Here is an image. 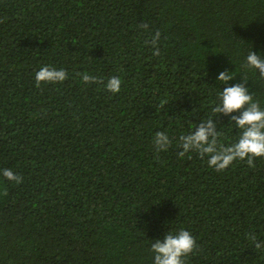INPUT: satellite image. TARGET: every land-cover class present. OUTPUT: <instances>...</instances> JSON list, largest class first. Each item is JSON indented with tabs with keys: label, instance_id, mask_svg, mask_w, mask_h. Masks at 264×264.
<instances>
[{
	"label": "trees",
	"instance_id": "1",
	"mask_svg": "<svg viewBox=\"0 0 264 264\" xmlns=\"http://www.w3.org/2000/svg\"><path fill=\"white\" fill-rule=\"evenodd\" d=\"M251 50L264 56V0H0V264H153L152 242L181 228L199 245L186 264H264L248 238L264 241V157L217 172L177 155L208 117L238 139L212 108L242 77L264 108ZM44 65L68 79L37 87Z\"/></svg>",
	"mask_w": 264,
	"mask_h": 264
},
{
	"label": "clouds",
	"instance_id": "2",
	"mask_svg": "<svg viewBox=\"0 0 264 264\" xmlns=\"http://www.w3.org/2000/svg\"><path fill=\"white\" fill-rule=\"evenodd\" d=\"M141 28L147 30L148 25L142 23ZM160 33L157 31L151 40L145 41L152 46L153 55L159 56ZM244 69H255L260 77L264 78V56L254 51H249L244 64ZM80 75L83 82L101 84L113 93H119L122 81L118 76L110 77L106 82L97 76L87 73ZM68 79V73L63 68L57 69L50 65L42 66L35 74L36 86L41 83H63ZM234 79L228 70L219 73L217 80L227 84ZM248 78L242 77L241 83L224 87L219 93V102L212 108V113L230 117L229 122H234L241 130L238 139L228 145L221 142L222 133L217 128L216 120L212 117L203 119L188 134L178 138V147L182 150L177 153L183 158L189 152H195L201 159L207 158V164L217 172L226 170L233 162L246 161L249 167H255V159L264 157V108L253 100V94L246 87ZM238 113V115H233ZM155 151L165 152L172 145V139L167 132L157 131L153 139ZM2 175L8 181L22 183V177L11 169H3ZM248 238L254 243L256 249L264 248V241H257L255 234ZM199 249L196 238L184 228L173 233L169 231L163 239L152 242L150 251L153 253V264H186L185 258Z\"/></svg>",
	"mask_w": 264,
	"mask_h": 264
}]
</instances>
